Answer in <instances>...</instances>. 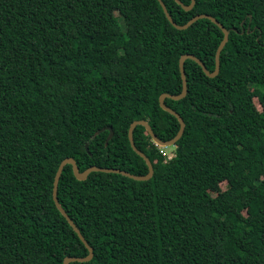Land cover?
<instances>
[{
	"label": "trees",
	"instance_id": "16d2710c",
	"mask_svg": "<svg viewBox=\"0 0 264 264\" xmlns=\"http://www.w3.org/2000/svg\"><path fill=\"white\" fill-rule=\"evenodd\" d=\"M160 1L177 26L204 14L227 30L218 73L183 61L187 93L164 100L184 123L172 158L134 128L149 180L62 167L57 203L92 253L70 264H264V0ZM163 12L158 0H0V264L87 255L51 197L62 160L146 176L130 125L178 133L159 98L181 94L180 57L211 72L223 34L205 17L177 30Z\"/></svg>",
	"mask_w": 264,
	"mask_h": 264
},
{
	"label": "water",
	"instance_id": "95a60500",
	"mask_svg": "<svg viewBox=\"0 0 264 264\" xmlns=\"http://www.w3.org/2000/svg\"><path fill=\"white\" fill-rule=\"evenodd\" d=\"M158 2L160 3L162 9H163V13H164V16L166 17L167 21L177 30H183L185 28H187L191 23H193L197 18H202V17H205V18H208L209 20H211L214 24H216L222 31V39L221 41L219 42V44L217 45L216 47V50H215V54H214V67H213V70L211 72H208L205 67L203 66V64L201 62H199L197 59L191 57V56H188V55H184L182 57L179 58L178 60V71H179V76H180V79H181V85H182V92L180 95L178 96H171V95H161L160 98H159V105L161 107V109L171 115H173L174 117L177 118L178 122H179V131L178 133L176 134V136L170 140V141H166V142H163V141H160L156 138V136L152 133L150 127L144 122V121H135L133 122L129 129H128V139H129V142H130V146L132 148V150L138 155L140 156L147 164V167H148V174L146 176H134V175H130L128 174L126 171H122V170H119V169H113V168H100V167H89L87 169H85L83 172H78L77 170V167H76V164L74 163L73 159L71 158H65L64 160H62V162L60 163L57 171H56V174H55V177H54V181L52 182V191H51V197H52V200H53V203L54 205L56 206V208L60 211V213L64 216V218L66 219V221L69 223V225L72 227V229L74 230V232L76 233V235L78 236V238L80 239V241L82 243H84L85 247L87 248V255L83 258H77V257H65L63 259V264H70V262L72 261H87V260H90L91 256H92V253H91V249L89 248V246L85 243L84 239L82 238V236L80 235L79 231L76 229V227L73 225V223L70 221V219L67 217V215L62 211V209L59 207L58 203H57V200H56V184H57V181L59 180V176H60V172L62 170V167L65 165V164H71L72 165V169H73V172H74V175L76 178L78 179H84L89 172L91 171H102V172H115V173H120V174H123L125 176H127L128 178L130 179H133L135 181H145V180H149L151 177H152V174H153V170H152V166L151 164L149 163L148 159L146 158V156L141 153L139 150L136 149L135 145H134V141H133V130L136 126L140 125V126H143L145 128V130L147 131V133L150 135V137L152 138V141L154 142V144L158 147H171V146H174V144L178 141V139L182 136L183 132H184V123L182 121V119L178 116L177 113H175L174 111H172L171 109L167 108L165 105H164V100L166 98H169V99H172V100H180L182 98L185 97L186 93H187V89H186V84H185V79H184V73H183V69H182V63L185 59H190L192 61H194L201 69L202 71L204 72V74L208 77H213L215 76L217 73H218V55H219V51L221 49V47L224 45V43L226 42L227 40V30L223 29L219 23L213 19L212 17L208 16V15H198V16H195V18L191 19L190 21H188L186 24L182 25V26H177L175 25L170 17L167 15V10L164 6V4L158 0ZM175 2L179 5H181V7L185 10H190L193 5H194V0H191V4L190 6L188 7H185L184 5H182L178 0H175ZM109 130V134L106 138V141L105 143L108 142V140L112 137L113 135V131L111 128H108ZM100 130H98L96 132L99 133ZM87 147V146H86Z\"/></svg>",
	"mask_w": 264,
	"mask_h": 264
},
{
	"label": "rangeland",
	"instance_id": "374dc122",
	"mask_svg": "<svg viewBox=\"0 0 264 264\" xmlns=\"http://www.w3.org/2000/svg\"><path fill=\"white\" fill-rule=\"evenodd\" d=\"M117 13H118L117 11H114L115 15H117ZM254 102H255L257 108L259 109L260 105H259V103H258L256 98H254ZM159 148H161V150L163 149L165 155L167 157H169V158H172L175 155V153H174L175 150H174V148L172 146L171 147H159ZM224 186H225L224 181H221V182H219L216 185H211V187H209L208 190H207L208 194L212 197L215 194H217L218 192H220L224 188ZM241 212L246 218H250L251 217V215H250V213H249V211L247 209H243V210H241Z\"/></svg>",
	"mask_w": 264,
	"mask_h": 264
}]
</instances>
